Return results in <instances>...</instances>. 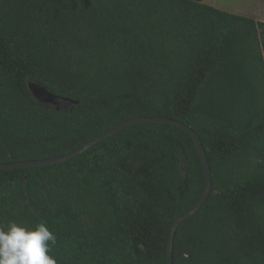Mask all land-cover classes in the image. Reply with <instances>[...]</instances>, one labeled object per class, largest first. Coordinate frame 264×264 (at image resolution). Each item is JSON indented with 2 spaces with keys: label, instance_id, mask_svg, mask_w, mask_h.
Returning a JSON list of instances; mask_svg holds the SVG:
<instances>
[{
  "label": "trees",
  "instance_id": "16d2710c",
  "mask_svg": "<svg viewBox=\"0 0 264 264\" xmlns=\"http://www.w3.org/2000/svg\"><path fill=\"white\" fill-rule=\"evenodd\" d=\"M27 80L77 103L44 108ZM154 115L196 131L212 184L172 263L264 264V21L198 0H0V163ZM204 186L188 132L139 122L0 170V225L45 222L56 264H167Z\"/></svg>",
  "mask_w": 264,
  "mask_h": 264
},
{
  "label": "water",
  "instance_id": "95a60500",
  "mask_svg": "<svg viewBox=\"0 0 264 264\" xmlns=\"http://www.w3.org/2000/svg\"><path fill=\"white\" fill-rule=\"evenodd\" d=\"M27 87L28 90L32 96V98L38 102L42 107L48 108V109H55V110H67L70 109V107L77 103V101L67 99L61 96L56 95L51 90H49L45 85L38 81L33 80H27ZM149 121H155V122H162L169 125L176 126L186 132H188L193 140L195 147L197 149V153L199 155V158L201 160V163L203 165L204 175H205V186L204 189L196 201V203L184 214L179 215L176 217L170 228L169 236H168V242H167V251H166V257H167V264H173L172 263V249H173V237L176 232V229L178 225L186 219L191 218L201 207V205L205 202L207 199L210 191H211V176H210V168L207 160V156L205 153V150L202 146L201 140L196 133L195 130H193L190 126L175 120L170 119L164 116L154 115V116H134L126 121H123L112 128L100 133L99 135L93 137L92 139L88 140L86 143H84L82 146L68 152L62 155L44 158V159H33V160H24V161H16V162H9V163H0V170H6V169H12V168H19V167H28V166H42V165H50L58 162L65 161L73 156H76L91 146H93L95 143L101 141L102 139L122 130L123 128L139 123V122H149Z\"/></svg>",
  "mask_w": 264,
  "mask_h": 264
},
{
  "label": "clouds",
  "instance_id": "9594fccd",
  "mask_svg": "<svg viewBox=\"0 0 264 264\" xmlns=\"http://www.w3.org/2000/svg\"><path fill=\"white\" fill-rule=\"evenodd\" d=\"M55 234L45 222L27 227L15 221L0 225V264H56L49 255Z\"/></svg>",
  "mask_w": 264,
  "mask_h": 264
},
{
  "label": "rangeland",
  "instance_id": "374dc122",
  "mask_svg": "<svg viewBox=\"0 0 264 264\" xmlns=\"http://www.w3.org/2000/svg\"><path fill=\"white\" fill-rule=\"evenodd\" d=\"M202 2L229 13L250 17L253 9L261 6L264 0H202ZM261 11H263L260 15L261 21H264V10Z\"/></svg>",
  "mask_w": 264,
  "mask_h": 264
},
{
  "label": "crops",
  "instance_id": "0c3cea01",
  "mask_svg": "<svg viewBox=\"0 0 264 264\" xmlns=\"http://www.w3.org/2000/svg\"><path fill=\"white\" fill-rule=\"evenodd\" d=\"M200 2H202V0H198ZM204 3V2H203ZM206 4V3H205ZM264 4V3H263ZM261 5L259 6L257 9H253V12L252 14L250 15V18L254 19V20H261L262 17L260 15H262L263 11L261 10H264V5ZM229 13V12H228ZM233 14V13H232ZM243 16V15H242ZM247 17V16H246Z\"/></svg>",
  "mask_w": 264,
  "mask_h": 264
}]
</instances>
